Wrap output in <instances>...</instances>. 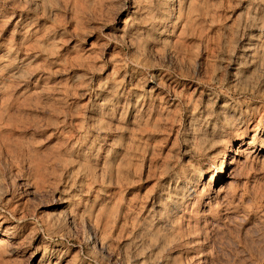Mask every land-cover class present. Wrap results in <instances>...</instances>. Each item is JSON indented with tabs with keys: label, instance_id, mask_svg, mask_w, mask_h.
<instances>
[{
	"label": "clouds",
	"instance_id": "9594fccd",
	"mask_svg": "<svg viewBox=\"0 0 264 264\" xmlns=\"http://www.w3.org/2000/svg\"><path fill=\"white\" fill-rule=\"evenodd\" d=\"M0 264H264V0H0Z\"/></svg>",
	"mask_w": 264,
	"mask_h": 264
}]
</instances>
